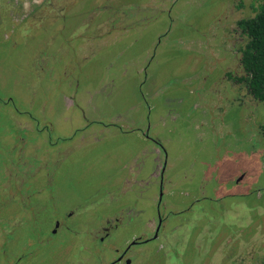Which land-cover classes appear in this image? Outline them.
Here are the masks:
<instances>
[{
    "label": "rangeland",
    "instance_id": "rangeland-1",
    "mask_svg": "<svg viewBox=\"0 0 264 264\" xmlns=\"http://www.w3.org/2000/svg\"><path fill=\"white\" fill-rule=\"evenodd\" d=\"M261 3L0 0V264H259Z\"/></svg>",
    "mask_w": 264,
    "mask_h": 264
},
{
    "label": "trees",
    "instance_id": "trees-1",
    "mask_svg": "<svg viewBox=\"0 0 264 264\" xmlns=\"http://www.w3.org/2000/svg\"><path fill=\"white\" fill-rule=\"evenodd\" d=\"M237 24L245 36L240 59L243 79L254 98L264 101V0L254 16L242 18ZM259 264H264V257Z\"/></svg>",
    "mask_w": 264,
    "mask_h": 264
},
{
    "label": "flooded vegetation",
    "instance_id": "flooded-vegetation-1",
    "mask_svg": "<svg viewBox=\"0 0 264 264\" xmlns=\"http://www.w3.org/2000/svg\"><path fill=\"white\" fill-rule=\"evenodd\" d=\"M238 23V22H237ZM237 29L240 31V37H239V39H240V41H242L243 39H245V36H244V34L241 32V30H240V28H239V26H238V24H237ZM240 62V66H241V60L239 61ZM238 67V71L239 72H237V71H232V72H229V73H226V78H227V81L229 80L231 83H234L235 85H238V86H242V87H244L245 89H246V91H248L249 90V88H248V85L246 84V81H244V79H243V77L245 76V72H244V70H243V68H242V66L241 67ZM242 71V73H240ZM237 72V73H236ZM161 219V218H160ZM162 222V220H159V223H161ZM158 223V224H159ZM162 224V223H161ZM161 224H159L158 226H157V228H156V230L158 231L159 230V228H160V225ZM157 237V236H156ZM101 240H103L104 238H103V236H101V237H99ZM148 239H150V238H148ZM148 239H144V240H138V239H136V240H133L122 252H120V253H118V255H117V258L116 259H114V260H112V261H110V263L109 264H116L117 262H121V261H123L124 260V258H125V256H126V254L128 253V251L130 250V248L132 247V246H136V245H138V244H140V243H143V242H145V241H148ZM118 249H116L115 251H117ZM130 259H128V258H126L125 259V264H130Z\"/></svg>",
    "mask_w": 264,
    "mask_h": 264
}]
</instances>
